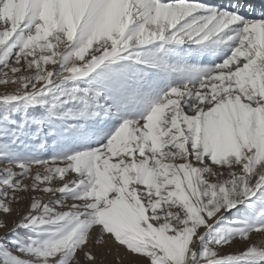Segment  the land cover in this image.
Instances as JSON below:
<instances>
[{"label": "snow or ice", "instance_id": "1", "mask_svg": "<svg viewBox=\"0 0 264 264\" xmlns=\"http://www.w3.org/2000/svg\"><path fill=\"white\" fill-rule=\"evenodd\" d=\"M12 4L10 9L0 0V50L14 48L10 41L29 22L33 30L19 41L12 60L0 66V100L6 101L34 100L51 83L57 57L82 30L86 38L64 57L61 75H86L98 63L119 57L133 41L143 45L169 33L176 42L187 36L203 44L230 25L242 24L232 54L214 69H206L198 83L171 87L143 123L124 120L94 150L0 164L6 174L0 181V230H9L7 218L14 212L16 226L64 219L72 225L58 238L30 247L43 264H97L93 249L112 244L132 256L129 264H192L211 227L209 221L264 186V154L255 135L264 111V20L246 21L239 14L245 8L241 2L221 9H209L196 0H12ZM202 9L209 11L202 23L194 19L182 24ZM251 10L248 4L245 11ZM134 13L143 22L129 33ZM226 119L237 129L246 127L247 137L237 135L225 142L217 129ZM68 130L73 138L78 136V129ZM83 184L84 190L71 201L49 206L56 193ZM25 201L23 212L13 207ZM257 236L264 237V226L244 233L240 247L254 253ZM216 245L222 253L233 247L231 241L217 240ZM230 260L217 258V251L208 247L201 253V264ZM17 264L32 261L18 259Z\"/></svg>", "mask_w": 264, "mask_h": 264}, {"label": "rangeland", "instance_id": "2", "mask_svg": "<svg viewBox=\"0 0 264 264\" xmlns=\"http://www.w3.org/2000/svg\"><path fill=\"white\" fill-rule=\"evenodd\" d=\"M5 2L10 5V9L14 7L12 0ZM48 2L62 3L65 0ZM133 16L129 33L143 22L142 17L136 18L135 13ZM191 21L188 17L182 24ZM32 30V22H29L10 41V44H15L14 48L10 51L0 50V66L12 60L19 48V41ZM238 32L237 29L223 30L203 44H196L195 38L189 40L187 36L176 42L169 39V33H165L164 38L143 45L133 41L132 46L121 52L119 57L98 63L86 75H61L65 66L64 57L70 56L86 38V30H82L57 57L51 83L40 90L34 100H0V164L45 161L104 145L124 120L143 123V117L150 112L153 104L171 87L182 89L186 83H198L200 77L207 74L206 69H214L223 63L238 44ZM230 36L233 39H228ZM70 127L79 130L77 137L73 138L71 130L65 131ZM217 132L225 142H230L237 135L242 139L247 137L246 127L237 129L231 125L230 119H226ZM255 135L258 145L264 144V111L259 114ZM5 176L0 170V181ZM85 187L86 184L78 188L69 187L66 192L51 197L48 204L55 206L58 200L71 201ZM44 198L47 199V196ZM27 203L14 204L13 207L23 212ZM221 211L222 215L217 214L219 219L214 217L213 221H209L211 227L197 246V255L192 264H201V253L205 247L216 250L219 259L231 257L230 264H264V255L258 254L264 253V237H254V253L240 247V237L244 233L264 226V186L243 203ZM7 219L9 230H0V264H17L18 259L43 264V259L30 251V247L35 248L45 241L54 240L72 226L67 219L28 227L16 226L15 212ZM217 240L231 241V251L222 253L220 246L216 245ZM223 247L228 245L224 243ZM93 250L98 255L103 256V253L104 256L113 257L111 260L114 264H129L132 259L126 250L116 245L112 251L109 245Z\"/></svg>", "mask_w": 264, "mask_h": 264}, {"label": "bare ground", "instance_id": "3", "mask_svg": "<svg viewBox=\"0 0 264 264\" xmlns=\"http://www.w3.org/2000/svg\"><path fill=\"white\" fill-rule=\"evenodd\" d=\"M162 1L167 3L168 0H162ZM196 2H198L202 5L208 6L209 9H213V8L214 9H221V8L226 7V6H229L230 4H232L234 2L243 3L245 5V8L247 7L248 4H251L252 5L251 11H245V8H241V9H239V14L241 16H243L246 21L247 20H254V19L264 20V0H196ZM229 10H234V9L230 8ZM207 15H209V11L202 9V10L194 12L192 14V16L189 17V19H191V20L195 19L197 21V23H201L202 22L201 18L206 17ZM241 28H242V24L236 23V24L230 25L228 28H226L224 30H235V29L240 30ZM259 148L261 150V154H264V144H260ZM109 247H110V251H112V249L114 248V244L109 245ZM102 255L104 256L103 253H102ZM103 256H101V254L98 255L97 264H114L113 260H111V259H113V257L110 258V257L104 256V258H103ZM124 259H128V258H124ZM115 262H117V261H115ZM117 264H119V263H117Z\"/></svg>", "mask_w": 264, "mask_h": 264}]
</instances>
